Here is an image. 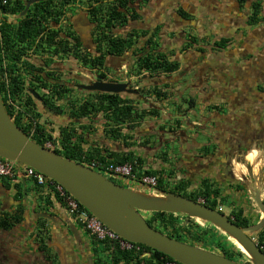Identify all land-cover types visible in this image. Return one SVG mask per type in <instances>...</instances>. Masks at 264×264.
Here are the masks:
<instances>
[{"label": "flooded vegetation", "instance_id": "flooded-vegetation-1", "mask_svg": "<svg viewBox=\"0 0 264 264\" xmlns=\"http://www.w3.org/2000/svg\"><path fill=\"white\" fill-rule=\"evenodd\" d=\"M17 1L22 6L20 13L23 11L25 4H29V7L25 15L22 17L19 15L18 21L16 20L9 29L10 31L5 34V36H9L11 44L6 42V40L5 43L3 38V55L8 57L4 72L9 80V93L8 96L7 94L5 95L6 89L3 88V92H0V94L2 101L4 100L3 104L6 111L8 110L11 113L10 117L16 116L14 122L18 120L21 127L20 118L24 117L29 121L36 122V129L37 127L41 128L45 135L57 132V136L61 137V129H72L75 131L72 142L77 140V136L82 137L84 142L86 140L88 142H100L103 140L102 137L95 141L83 136L87 129L82 128V121L90 120L88 123L95 122L96 128L100 122L105 126L110 124L109 121L104 120L102 115L82 120L73 119L69 115L71 112L70 107L79 106L83 96L91 99L93 96L96 97V95L100 94L98 92L84 91L80 89V86L91 85L96 81L115 84L128 83V88L138 92L137 96L126 93L115 95H119L123 99H137L147 95L144 91L145 88L141 84L150 81L155 82L162 76L171 77L174 75V79L178 80L174 84L177 85L185 75H188L192 81H203L210 74L208 71H211L213 74L212 80H219L220 77L218 78L214 73V69L221 65V69H227L228 66H231V70L236 75L235 80L240 85H243L241 96H236L235 98L236 105L241 107L242 110L240 114L241 121H239L238 126L241 128L244 124L246 125L248 114L254 117L262 115V118L259 117V132L251 139L257 147L262 146L261 140L264 139V0H246L242 4L236 0H213L225 3L215 7L219 8V18L217 19L227 22V24L233 23L232 25L224 26L222 36L220 35L214 41L217 42L220 39L229 41L224 48L213 47L216 52L226 54H222L219 58L208 59V50L199 45L193 51H190L191 55L187 54L184 57L186 58L184 67L179 68L172 74L160 73L155 77H150L148 72H142L138 75L137 67L140 62L151 55L157 57L159 54H163L167 60L179 64V61L174 59L175 56L173 55V46H171L173 38H166L163 35H166L165 33L167 32V34H173L177 28L180 29L181 34L187 35V32L190 33V31L186 30V23L192 20L198 21L199 17L207 15L202 12V6L196 11L191 9V7L208 4L210 0H136L133 9L138 12V19L135 21L126 20L122 24L115 26L114 29L104 32L108 40L121 41L124 46L121 54L114 55L110 54L106 49L105 43L107 41L100 42L101 32L97 23L88 20V18L86 21V16H83L82 12H79L78 16H71L60 21V16L63 13L62 9L67 2H65L66 4L63 2L65 5L60 7V0H45L42 2H34L35 0ZM256 3L259 4L257 21L254 24H249L250 18L254 15V4ZM40 5L44 10L48 6L50 14L47 15L43 9H39ZM43 5L46 7L44 8ZM222 6L224 7L221 9ZM192 11H195L193 15ZM184 12L189 16L184 18ZM40 16L44 17L40 18ZM49 16L52 18L51 26L43 27ZM168 18L170 19L169 21ZM27 20H31L32 23L40 21V32L38 34H34L33 31L29 32L30 37L23 40L20 39V35L24 30L22 23ZM231 26L236 29L234 36L230 35L231 30L228 29ZM200 27L201 31H205L206 27ZM18 29L20 30L18 31ZM191 37V33L185 36V44L183 46L186 48H189L192 44ZM196 41L198 44L197 38ZM163 42L170 46L169 50H160ZM232 44L235 45L232 47ZM229 51H233L232 58L234 57L237 62L235 65H231L233 64L230 62L232 61L231 57L228 56L230 59L226 57ZM83 56L87 60H99L100 64L93 66L88 64L85 66L82 60ZM242 73H244L243 80L240 78ZM0 77H3V70L1 69ZM164 84L167 85L166 82ZM0 86L3 87L1 83ZM149 86L147 89H151L150 91H152L153 87L162 90V85L160 84H149ZM217 91L218 89H214L212 94H218ZM242 95L244 96L242 97ZM8 101L17 106L18 111L15 115H13ZM73 109L75 110V108ZM104 126H102L103 129L106 127ZM129 126L130 124L121 125L122 131L124 129L131 130ZM177 127L179 126L177 125ZM242 129L244 130V127ZM101 132L103 133V131ZM245 136L246 132L239 137L242 139ZM104 137L105 140L114 141L106 136ZM242 141L244 142L243 139ZM242 141L238 139L239 143L237 145H239V149L244 144ZM236 159L238 162L243 161L241 156ZM229 166L230 161L226 163L224 171H229ZM245 218L248 219L247 217ZM39 219H42V221ZM37 221L38 229L35 232L36 234L40 232L44 236L47 228L44 226L40 227L44 225L43 218L39 217ZM43 241L45 242V240ZM39 256L41 264H62L58 253L55 256H51L50 253L39 250ZM98 258L102 261L101 264H108L105 259L106 256L100 253L96 254V256L94 255L93 260L88 257L87 260L84 259L82 261L78 258H72L67 263L93 264Z\"/></svg>", "mask_w": 264, "mask_h": 264}, {"label": "rangeland", "instance_id": "rangeland-1", "mask_svg": "<svg viewBox=\"0 0 264 264\" xmlns=\"http://www.w3.org/2000/svg\"><path fill=\"white\" fill-rule=\"evenodd\" d=\"M196 4H198V3H196ZM219 4L224 5L225 3H223V2L219 3V2H215L213 0H210L208 4L194 5L193 7H191V9H194L196 11V9H199L202 6L203 7L202 12L207 14L204 17H201V18L199 17L198 21L192 20V21L186 23V27H187L186 30L190 31V33L192 35L191 38H195V39L197 38L198 44L192 43L189 48L184 47L183 45L185 44V36L189 35L190 33L187 32V35L181 34L180 29H178V28L173 32V34L172 33L167 34L168 33L167 32V33H165L166 35H163V36H166V38H168V37L173 38L172 39L173 42L171 45V46H173V53H174L173 55L175 56L174 59H177L179 61V64H180L179 68L180 69L182 67H184V64H186V58H184V57L187 54L191 55L190 51H193L199 45L200 46L202 45V47H205L206 50H208V56H207L208 59L214 58V57L219 58L222 54H224V55L226 54V53H221L218 51L216 52V50L213 48L214 41H216L220 35L222 36V29L224 28V26L233 24L231 22H230V24H227V22H222L220 19H217V18H219V14H218L219 8H215V7H217V5H219ZM223 7L224 6H222L221 9ZM195 11L194 12L192 11V15L195 13ZM81 12L83 13L84 16L87 15L83 10ZM196 15H197V13H196ZM88 20H89V18H88ZM169 20L170 19L168 18V21ZM210 21H214V24L211 25ZM196 24H199V25L201 24L202 26L206 27L205 31H201L200 30L201 25L198 26ZM216 25L219 27L216 28L217 31L214 32ZM228 29L231 30L230 35L234 36L235 35L234 32L236 31V29H234V26H231ZM224 35H226V34H224ZM234 45L235 44H232L231 46L233 47ZM169 49H170V46H168V44L163 42L162 48L160 50L166 51ZM232 53H233V51H229V53H227L226 57L228 59H230L229 57L232 58V56H233ZM168 55H170V53H168ZM204 55H205V53H204ZM231 60L232 61H230V62L233 63L231 65H235L237 63L236 60H234V57ZM225 63H227V62H225ZM220 67H221V65L219 67L215 68L214 73L218 76V78L220 77L221 80L220 79L219 80H212L211 77L213 76V74L211 71H208L210 73L209 74L210 76L208 75L207 78L203 81L202 80L201 81L200 80L199 81H192V79H190V77L188 75H185L180 80V83L176 85V84H174V82H176L178 80L174 79V75H172L173 77L172 76L171 77L162 76V77H159L160 80L158 79L155 82L150 81V82H146V83L141 84L145 89L150 87L149 84H151V85L152 84L162 85L161 88L163 91H165L167 93L168 98L157 100L154 97V95H151V94H147L145 97H139L137 99L132 98V101H133L132 104L138 110V112H140L142 110L145 111L149 108H155L160 112V115H159V117H155V118H147L146 117L143 120H140V121L137 120V122L135 121V123L134 122H133V124L131 123L129 126V127H131L130 128L131 130L125 129V131H127L131 134L130 136L132 137V142H130V143L138 144L140 147H144V145H147L148 143H150V144L158 145L159 147H164L165 149H167L166 146H168V145H172V146L175 145L178 150H181V151L187 150L186 152L189 151L190 154L195 153V154H197L198 158H202L204 161H206L207 165L210 164L211 172L212 173L216 172V181H219L220 176L222 175L221 174V168L223 169V171H224V169H226L225 167L221 166L222 165V163H221L222 159L221 158L223 157V153H224L223 149L220 148V145H221L220 140L222 138V136H221L222 132L219 133V130H216L215 127H213V125L210 124V120L213 117H215L214 115L216 113H218L219 108H222L223 110L225 108V106L220 107L218 104L219 102H221V99L219 98L220 97L219 96L220 95L219 94V89H220L219 85L222 82H225L227 84V85H225V86H227L226 90H228V91L234 90V92H235L234 96H241L242 87H243V85H240L237 80L232 79L231 66H228L227 69H221ZM228 71H230V73L226 74V72H228ZM191 72H192V70H191ZM165 82L167 85L164 84ZM216 84H218V87L216 86ZM215 87H217V88H215ZM214 89H218V91H217L218 94H215V93L212 94V91ZM195 91H197V98L196 99H194V97L192 98V96L189 95L192 92V93H195L193 95V96H195L196 95ZM243 96L244 95H242V97ZM122 97H124V96H122ZM224 98H226V97H224ZM189 99H193L194 106L189 107V105L186 103V101H189ZM197 101L200 102V103H198V106L196 104ZM232 102L236 105L235 99H232L230 97L229 103H227L228 105H226V110L228 112L233 111L237 115L238 114L240 115L242 113L241 107H238L236 105L235 111L231 110ZM97 116H100V115H97ZM174 116L185 117V118H187V120H182V118H181L180 124H174V122L171 121ZM259 117L262 118V115H258L256 117H254L253 115H249V114L247 115L248 121L246 124L253 123L257 128V133L259 132V129H260V127H259L260 126V122H259L260 118ZM230 120H232V118H230ZM89 121L90 120H87V121L83 120L82 126L88 127L87 130L85 131L86 133L91 134V135H89L88 138L96 141L97 140L96 134L98 135L99 139L101 138V136L99 137L98 133L99 132L101 133V131H103L102 126H104V124H102L100 122L98 124V127L96 128V126H97V125H95L96 123L95 122L94 123L93 122L88 123ZM93 121H95V120H93ZM239 121H241V119ZM239 121H238V123H239ZM238 123L236 124L238 133L240 135L241 134L243 135V133H245V129L243 130L242 128H240L238 126ZM134 124H136V125H134ZM177 125L179 127H177ZM138 127H141V128L137 129ZM150 131H155V133L149 134ZM101 134H102V137L104 139L105 135L103 133H101ZM93 135H94V137H93L94 139L91 137ZM83 136H86V134ZM86 143L87 144L84 147H86L87 145L90 146L94 142H88L86 140ZM261 144H262V146L260 148H262L264 146V139L261 140ZM186 145H188V146H186ZM183 146H186L187 148L184 149V148H182ZM204 147H206L207 153H204L202 151ZM199 148H201V149H199ZM210 148H212V150H209ZM198 149H199V151H198ZM228 149H229V154L231 156V150H233V149H231V147H229ZM162 154H164V153H162ZM176 154H177V152H176ZM176 154L171 156V159L173 160L174 164H177L179 161V159L175 160L176 156H177ZM227 155L228 154H226L224 156V158L229 159L230 156L228 157ZM257 158H259V156ZM232 160H235V158L232 157L231 161ZM242 160H243L242 162L241 161L238 162L236 159V162L245 164L246 171L248 173L247 177L243 178L241 180L243 182H240L238 185L235 184L234 181H232L234 184L227 185V187L225 189L227 191V195L224 194V192L221 191V189H220L221 194L224 197H228L227 202L221 206V211L225 215L228 216V215H230L231 211L236 209V207H242L245 210L244 215L250 221H253L255 218L251 217V216L257 215V217H259V215H260V213L258 212V209L256 208L255 203L253 201V196H254V193L256 191H259L260 194L264 193V164L261 165L259 163L253 164V163L247 162V160L245 159V155L243 156ZM231 161H230L229 171H227V172L230 173V171H231L232 176L235 178ZM255 164H259V165H255ZM180 176L184 177L183 173L182 174L180 173ZM166 177H168V175ZM169 178H170V181H172V182H168L167 186L172 187L173 185H176L175 183H177V180H176L177 178L174 175L169 176ZM237 178H239V177L237 176ZM173 180H175V182ZM210 180H211V182H214V183L216 182L215 178H213V177H210ZM192 181L193 182L190 185L188 192L198 188L199 184L197 182V179L192 178ZM115 182L121 186L128 187V188H131L134 190L149 191L147 189H143V188L133 186L132 184H130L125 179L115 180ZM216 184L220 188L219 182L218 183L216 182ZM221 185H223V184H221ZM193 186H196V188L193 189ZM235 186H237V187H235ZM149 192H151V191H149ZM262 199L264 201V197H262ZM255 212L256 213L258 212L259 214H256ZM142 215L145 219L149 218V214L144 213ZM176 219L178 220V223L181 226L192 227V229L197 234H199V239H198V241H196L194 243V246L200 247L203 249H207V250L212 251V252H219V253H220L221 248L228 249L230 251L237 250V252H239L241 255L237 254L234 257V261L239 263V264H250L249 260H247L246 257L240 252V250L234 244V242L230 238H228L222 231L218 230L217 228H214L210 224H208L202 220H199V219H186L185 217H180V216H176ZM255 237L256 236H254L253 238L256 241ZM81 239H82V242H84V245H82V247L85 250V248H87L86 245H88V243L86 242L87 237L85 235H81ZM15 245H16V243H14V242H12L10 244V246H13V247ZM54 250H55V248H54Z\"/></svg>", "mask_w": 264, "mask_h": 264}, {"label": "trees", "instance_id": "trees-1", "mask_svg": "<svg viewBox=\"0 0 264 264\" xmlns=\"http://www.w3.org/2000/svg\"><path fill=\"white\" fill-rule=\"evenodd\" d=\"M60 0V7H63L66 3L70 2L72 0H67L64 3ZM82 4L88 5V11L86 12L87 15H85L89 20L96 22L99 30L101 32V39L102 41H107L105 43L106 49L110 54H121L124 50V46L122 45L121 41H113L108 40L106 35L104 34L105 31H110L111 29H114L115 26L122 24L126 20L129 21H135L138 19V12L133 9V5L135 4L136 0H81ZM239 3H244L246 0H236ZM47 5V4H46ZM17 10L21 11L22 6L16 3ZM45 8L46 6L43 5ZM50 7V4H49ZM39 9H43L42 6H39ZM43 11L48 15L50 14V10L48 9V6L43 9ZM128 11V12H127ZM259 14V4H254V15L250 18L249 24H254L257 21V15ZM184 18L188 17L189 15L185 12L183 13ZM44 16H40V18H43ZM24 30L22 34L20 35V39L26 40L30 37V33L32 32L34 34H38L40 32V21L37 23H32L31 20H27L24 23H22ZM20 29H18L19 31ZM10 31V30H9ZM14 35V34H13ZM11 35V36H13ZM8 41H7V39ZM15 37V35H14ZM4 42H10L9 36L3 35ZM5 42V43H6ZM191 42L193 44H196L197 41L195 38H191ZM229 41L226 39H220L217 42H214L213 47L218 48H224L226 44ZM185 47V46H184ZM203 51V50H202ZM200 51V52H202ZM83 64L93 66L95 64H100V61L91 60L83 56L82 57ZM179 69V64L177 62H171L167 60L166 56L163 54H159L157 57H153V55L147 57L144 61L142 60L140 64L137 67V74H141L142 72H148L150 73V77H155L157 74L163 73V74H172L176 72ZM4 86H0V92H3ZM151 89H145L146 94L154 95V97L159 99H167L168 95L165 91L158 89L157 87H153L152 91ZM4 101V100H3ZM132 99H123L119 95L115 94H98L93 96L91 99L86 98L83 96L81 100V104L79 106L70 107L71 112L69 113L70 117L73 119H86L97 115H102L104 120H107L110 122V124L105 125L106 127L103 129V134L113 139L114 141H121L123 144H126L127 146H131L132 144H127L126 141L132 139L130 135H127L123 133L121 129V125L123 124H133L135 121L137 122L140 120H143L144 118H155L159 117L160 112L155 108H149L147 110H142L138 112V110L133 106ZM186 103L189 105V107L194 106L193 99H189V101H186ZM75 108V110L73 109ZM55 110H57L55 108ZM8 111V110H7ZM8 115L10 116L11 113L8 111ZM172 122L174 124H180L181 119H172ZM14 124L21 129L24 133H27V129H24L20 126L19 121L16 120ZM136 125V124H134ZM83 129H87L88 127L82 126ZM131 128V127H129ZM134 128V127H133ZM132 128V129H133ZM37 133L40 134L42 137L45 135L43 134V130L41 128L36 129ZM125 131V129H124ZM75 131L72 129H61L60 134L61 137V145H62V151H55L57 154L61 155L64 158H67L71 161H74L79 164H84L88 160H96L100 162L103 165H118V164H124L126 162H135L137 169L142 168L143 164L138 159L133 157L132 154L128 153L126 155H117L114 153H109L106 155L101 154V152L96 149L95 147H89L87 149H84V146L87 144L83 141L82 137L77 136V140L75 142H72V138L74 137ZM44 139H51L50 135H47V137H44ZM35 143H37L40 146H43V140L39 138L33 139ZM204 153H207L206 147L202 150ZM235 151V148L231 150V153ZM108 153V152H106ZM231 157V156H230ZM163 159V158H162ZM202 159V158H200ZM145 175H155L158 176V184L156 189L161 192H169L177 195H181L182 197L188 198L193 201L203 200V204L213 210H217L219 206L224 205L228 197H224L221 194V191L219 187L217 186L216 182H211L208 178H201L199 180V186L197 189L192 190L188 192L190 188V181L185 179H179L176 183V185H173L172 187H168L167 184L165 185L163 183L162 178L160 177V173L157 171H150L146 170ZM171 174V173H170ZM169 174V175H170ZM230 174V173H229ZM173 175V174H171ZM170 175V176H171ZM113 183L117 184L115 182L116 179L108 178ZM170 180V178H169ZM36 185V184H35ZM119 185V184H118ZM121 186V185H120ZM20 187V182L15 186L16 188ZM53 191L52 189H50ZM20 195L17 192V197ZM55 200L59 203V200L57 199L56 195H54ZM54 200V202H56ZM47 205H52L53 201L46 200L45 201ZM144 214V213H143ZM149 214V218L145 219L146 223L153 228L156 231H159L165 235H167L170 238L176 239L180 242L189 244L194 246V243L198 241L199 234H197L192 227L189 226H181L178 223V220L176 219V216L171 213H146ZM184 216V215H183ZM186 219H191L186 216H184ZM229 219L233 221L235 225H237L240 228L248 227L254 224V222L249 221L243 216V210H233L231 211L230 215H228ZM22 219L20 215H14V214H8L6 212H3L0 210V232H7L14 228V225H18L21 223ZM42 221V220H41ZM44 225H41L40 227H43ZM42 234L39 232V235L36 236V238H40ZM35 242L39 244L38 251L41 252H48L47 244L43 241V238ZM90 238V237H89ZM256 243L258 247L261 248V250H264V228L256 235ZM91 239V243L94 246L93 252L94 255L96 254H103L106 252L108 255L106 256V261L108 264H165V263H175L180 264L169 257L158 253L156 251H152L150 248L139 245L141 247V252L136 253L134 250H120L116 245H114V249L111 250L109 245L107 243L102 244L98 243L97 241ZM50 241V240H49ZM207 250V249H206ZM49 253V252H48ZM222 256L233 260L234 257L239 254L237 250H228L221 248L220 253ZM147 255H149L147 257ZM105 256V255H104ZM145 256V257H142ZM101 260L98 258L95 260L93 264H101Z\"/></svg>", "mask_w": 264, "mask_h": 264}, {"label": "water", "instance_id": "water-1", "mask_svg": "<svg viewBox=\"0 0 264 264\" xmlns=\"http://www.w3.org/2000/svg\"><path fill=\"white\" fill-rule=\"evenodd\" d=\"M45 0H35L42 2ZM29 4H25L20 17ZM87 21V17L85 19ZM127 84L96 81L80 86L87 92L100 94L138 95ZM33 94V93H32ZM187 120L174 116L173 119ZM0 158L18 166H28L47 179L60 185L77 203L119 238L161 253L180 264H239L219 252L192 246L154 230L143 213L181 214L199 219L216 227L235 240L249 257L250 264H264V252L254 236L264 228V202L259 191L253 196L260 218L256 224L240 228L225 214L213 210L199 201L159 190L143 191L113 183L100 173L46 149L19 129L8 115L0 95ZM50 219L51 217H47ZM149 255H147L148 257Z\"/></svg>", "mask_w": 264, "mask_h": 264}, {"label": "crops", "instance_id": "crops-1", "mask_svg": "<svg viewBox=\"0 0 264 264\" xmlns=\"http://www.w3.org/2000/svg\"><path fill=\"white\" fill-rule=\"evenodd\" d=\"M210 23L211 25H213L214 21H210ZM196 25L200 26L199 24ZM218 27L219 26L216 25L214 32L217 31L216 28ZM228 73H230V71L226 72V74ZM231 73L232 79L234 80L236 78V75L232 70ZM244 73L240 75V78L242 80L244 79ZM225 85H227L225 82H222L219 85V98L221 99V102L218 103L220 107L225 106V108L224 110L222 108H219L218 113H216L214 115L215 117L210 120V124L213 125L216 130H219V133L222 132L220 148L223 149L224 153L223 157L221 158V166L225 167L226 163L231 161L232 157L235 158V160L231 161L235 178L232 176L231 171L229 174L226 171H223V169L221 168L222 175L220 176V180L216 181V172H211L210 164L207 165L206 161L198 158L197 154L195 153L190 154L189 151L186 152L187 150H178L175 145H168L166 146L167 149L150 143L144 145V147H140L138 144L134 143H131V146H127L122 142L103 139L100 142H94L90 146L98 149L101 152L102 156L109 153H114L117 155H126L128 153L132 154L133 157L138 158L143 164V167L138 169L139 172L143 170L157 171L158 173H160V177L162 178L165 185L168 182H172L168 179L171 174H173L177 178V181L183 178L190 181L191 184L193 182L192 178L197 179V182L199 184V180L201 178L210 179V177H213L215 178V181L217 183L219 182V189H221V191H223L224 194L227 195V191L225 190L227 185L234 184L232 181H234L235 184L238 185L240 182H243L241 181L242 177L246 178L248 174L245 164L237 163L236 158L238 156H241V158H243V156L245 155V159L247 160V162L253 164L259 163L262 165L264 164V146L262 148H260V146L257 147L254 141L251 140L257 133V128L253 123L243 126L244 129H246V136L244 138L242 137L244 142L242 141V139H240L239 136L241 135L238 134L236 124L241 119V115H237L233 111L228 112L226 110V105H228L227 103H229L230 97L232 96V98L235 99V92L234 90H226L227 86ZM195 92V96H193L195 93L191 92L192 94H189L192 96V98L194 97V99L197 98V91ZM198 103L200 102L197 101V106ZM235 109L236 105L232 102L231 110L235 111ZM230 118H232V120H230ZM139 128L141 127H138L137 129ZM101 133H98L99 137H102ZM123 133L131 135L126 131H123ZM150 133L154 134L155 131H150L149 134ZM51 134L57 136V132H53ZM85 134L87 138L89 137V135H91L90 133ZM96 136L98 140V135L96 134ZM91 137L93 138L94 135ZM88 139L92 140L90 138ZM238 139L239 141L241 140L244 143H242L243 145H241V149H239V145H237L239 143ZM130 142H132V139L126 141L127 144H129ZM90 146L87 145L86 147H84V149H87ZM186 146H183L182 148L186 149ZM228 146L231 147V149L235 148V151L231 153V157L229 159H226L224 158L226 154H228V157L230 156ZM209 150H212V148H210ZM175 154L177 155L175 160L179 159L177 164H174L173 160L171 159V156ZM258 156L259 158H257ZM180 173H183L184 177L180 176ZM167 175L168 178L166 177ZM237 176L239 178H237ZM165 178H167L168 181H164ZM173 181L175 182V180ZM19 182L20 187L15 189V186ZM128 182L131 183L130 181ZM195 188L196 186H193V189ZM17 192L20 195L19 197H17ZM261 195L262 197H264V193H262ZM46 200L53 201L52 205H47L45 202ZM238 209H242L243 216L246 217L244 215L245 210L242 207H236L235 210ZM0 210L11 215H20L22 219L21 223H19L18 225H14V228H12L11 230L7 232H0V264H41L38 251L39 244L35 242L36 236L39 235V233L36 234L35 232L38 229V221L36 222V220L39 217L43 218L44 227L47 228V231H45L44 236L42 235V237L36 238V241L43 238V240H45V243L47 244L48 252L51 256H55L58 253L60 255L62 264H68L67 262H69L72 258H78L81 259V261L84 259L87 260V257L90 260L94 259V246L92 245L89 236L82 230L80 226L72 223L68 219L63 208H61L56 202H54L51 190L48 187L37 186L29 179H0ZM256 214L259 213L257 212ZM260 216L261 215H259V217H257V215L251 216L255 218L252 222L256 224ZM47 217L51 218L48 219ZM81 235H85L87 237L86 242L88 243V245H86L87 248H85V250L82 247V245H84V242H82ZM12 242L16 243L14 247L10 246Z\"/></svg>", "mask_w": 264, "mask_h": 264}, {"label": "built area", "instance_id": "built-area-1", "mask_svg": "<svg viewBox=\"0 0 264 264\" xmlns=\"http://www.w3.org/2000/svg\"><path fill=\"white\" fill-rule=\"evenodd\" d=\"M67 1V0H65ZM62 1V2H65ZM17 0H0V69L3 70V77H0V83L4 86L6 89L5 95L9 93V83L8 78L6 76L5 70V64L8 62V57L3 55L2 51V45H3V35L7 34L6 32H9V29L13 26L15 21H18L20 11L17 10L16 3ZM63 13L60 16V21H63L64 19L76 16L79 12L82 10L84 12L88 11V5L82 4L81 0H72L66 4L65 7H63ZM52 24V18L50 16L48 17L46 23L43 25V27H50ZM1 95V94H0ZM2 98V96H1ZM8 103L11 106V111L13 115H15L18 111L17 106L13 104L11 101ZM5 106V105H4ZM16 116L11 117V120L14 122V118ZM20 123L22 125V128L26 129L27 133H25L28 138L32 141L35 138H39L43 140V146L46 149H49L51 151H62V145L61 140L58 136H54L53 134H50L51 139H44V137H47L45 135L42 137L40 134L36 131V122L29 121L26 118H20ZM35 142V141H34ZM95 172L100 173L102 176L108 178H113L116 180H128L130 181L133 186L147 189L149 191H155L157 190V184H158V176L155 175H145V171H138L137 165L135 162H126L124 164H110V165H103L100 162L96 160H88L86 163L81 164ZM168 178V177H167ZM165 178L164 181H168V179ZM0 179L5 180H14V179H29L37 186H46L49 189H52L51 194L53 196V200H55V196L59 200V203L56 201V203L63 208L65 211L68 219L80 226L82 230L93 240L97 241L98 243L102 244L107 243V245L111 246L110 249H114V245H116L120 250H134L136 253L141 252V247H139V244H132L130 242H127L121 238H119L116 234L111 232L107 227H105L101 222H99L94 216H92L87 210H85L83 207H81L77 201L69 195L60 185L56 184L50 179H47L42 174L37 172L36 170L28 167V166H18L15 162L5 160L3 158H0ZM199 202L203 203V200H199ZM218 212L223 213L221 211V206L217 208ZM175 216L184 217L181 214H174ZM264 252V250L262 249ZM105 256L108 254L105 252ZM145 257V256H142ZM165 264H175L173 262L171 263H165Z\"/></svg>", "mask_w": 264, "mask_h": 264}, {"label": "bare ground", "instance_id": "bare-ground-1", "mask_svg": "<svg viewBox=\"0 0 264 264\" xmlns=\"http://www.w3.org/2000/svg\"><path fill=\"white\" fill-rule=\"evenodd\" d=\"M209 224V223H208ZM212 226V225H211ZM214 227V226H213ZM214 228H216V227H214ZM219 230V229H218ZM225 234V233H224ZM226 235V234H225ZM227 236V235H226ZM228 237V236H227ZM228 238H230V237H228ZM231 239V238H230ZM233 242H234V244L238 247V249L240 250V252L246 257V259L247 260H249V257H248V255L245 253V251L238 245V243L235 241V240H233V239H231Z\"/></svg>", "mask_w": 264, "mask_h": 264}, {"label": "clouds", "instance_id": "clouds-1", "mask_svg": "<svg viewBox=\"0 0 264 264\" xmlns=\"http://www.w3.org/2000/svg\"><path fill=\"white\" fill-rule=\"evenodd\" d=\"M224 214V213H223ZM227 216V215H226ZM228 217V216H227Z\"/></svg>", "mask_w": 264, "mask_h": 264}]
</instances>
